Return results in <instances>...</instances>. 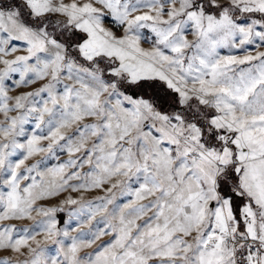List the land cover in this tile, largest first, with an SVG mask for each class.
<instances>
[{
	"label": "snow or ice",
	"instance_id": "6c2138e0",
	"mask_svg": "<svg viewBox=\"0 0 264 264\" xmlns=\"http://www.w3.org/2000/svg\"><path fill=\"white\" fill-rule=\"evenodd\" d=\"M0 264H264V0H0Z\"/></svg>",
	"mask_w": 264,
	"mask_h": 264
}]
</instances>
